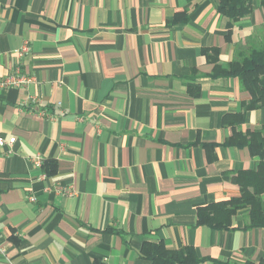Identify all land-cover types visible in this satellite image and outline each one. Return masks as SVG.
Segmentation results:
<instances>
[{
	"label": "crops",
	"instance_id": "1",
	"mask_svg": "<svg viewBox=\"0 0 264 264\" xmlns=\"http://www.w3.org/2000/svg\"><path fill=\"white\" fill-rule=\"evenodd\" d=\"M250 1L227 42L217 0H0V78L31 77L0 91V135L15 138L0 149V264H150L140 249L159 242L191 247L198 264H264L248 208L227 230L196 225L240 196L232 179L257 162L223 146V118L248 93L210 78L201 53L218 48L225 67L248 37L264 41ZM262 127L264 107L236 131Z\"/></svg>",
	"mask_w": 264,
	"mask_h": 264
},
{
	"label": "trees",
	"instance_id": "2",
	"mask_svg": "<svg viewBox=\"0 0 264 264\" xmlns=\"http://www.w3.org/2000/svg\"><path fill=\"white\" fill-rule=\"evenodd\" d=\"M195 0H188L193 2ZM264 8V0L259 1ZM253 10L250 0H217L216 12L227 19L225 40L230 41L234 23L248 17ZM183 22L187 20L182 14ZM179 15L174 17L178 21ZM172 22V21H171ZM251 37L246 41V50L238 48L231 62L225 67L218 64V48L203 49L202 55L206 61L213 64L210 78L237 79L241 89L248 93L249 100L243 105V113L226 115L223 124L232 128V135L223 146L247 150L249 156L256 159L254 170L242 171L232 179L239 186L240 196L229 201L219 202L197 212L198 226L213 230H227L232 216L241 209H249V226L247 228L264 229V127L252 133L242 134L236 128L244 122L247 111L264 107V41L260 44L251 43ZM206 147V146H205ZM212 148V145L209 146ZM50 169H44L47 175H54L56 164L51 163ZM108 232H112L108 230ZM141 256L150 264H198L203 261L196 256L194 249L185 247L179 250L166 249L163 243H144L140 249ZM252 264V263H248ZM263 264V263H260Z\"/></svg>",
	"mask_w": 264,
	"mask_h": 264
},
{
	"label": "built area",
	"instance_id": "3",
	"mask_svg": "<svg viewBox=\"0 0 264 264\" xmlns=\"http://www.w3.org/2000/svg\"><path fill=\"white\" fill-rule=\"evenodd\" d=\"M29 51L28 44L24 43L23 46L17 51V57L21 58L24 55H26ZM31 77L27 74H22L20 72H17L12 75H8L4 78H0V91L7 90L9 88H22L25 87ZM15 138L10 137L9 139H4L0 135V149H6L8 148L10 150L11 146L14 144ZM39 163V162H37ZM30 201H34V198H30Z\"/></svg>",
	"mask_w": 264,
	"mask_h": 264
},
{
	"label": "rangeland",
	"instance_id": "4",
	"mask_svg": "<svg viewBox=\"0 0 264 264\" xmlns=\"http://www.w3.org/2000/svg\"><path fill=\"white\" fill-rule=\"evenodd\" d=\"M239 47V46H238Z\"/></svg>",
	"mask_w": 264,
	"mask_h": 264
}]
</instances>
